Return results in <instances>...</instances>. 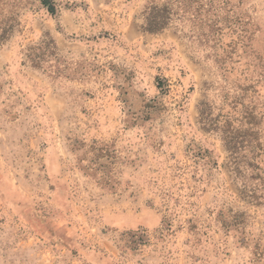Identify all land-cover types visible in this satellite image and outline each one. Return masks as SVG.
Segmentation results:
<instances>
[{
  "label": "rangeland",
  "instance_id": "374dc122",
  "mask_svg": "<svg viewBox=\"0 0 264 264\" xmlns=\"http://www.w3.org/2000/svg\"><path fill=\"white\" fill-rule=\"evenodd\" d=\"M0 264H264V0H0Z\"/></svg>",
  "mask_w": 264,
  "mask_h": 264
},
{
  "label": "trees",
  "instance_id": "16d2710c",
  "mask_svg": "<svg viewBox=\"0 0 264 264\" xmlns=\"http://www.w3.org/2000/svg\"><path fill=\"white\" fill-rule=\"evenodd\" d=\"M43 3L45 4V2H43ZM45 5L49 9V6H48L49 4H45ZM149 16H150V14L148 15L147 18H145V23L147 25L145 31L151 32V33H155L156 31L161 30V29L164 28L165 23H158V22H156V18L155 17H153V16L149 17ZM229 149L231 150V148H228V150Z\"/></svg>",
  "mask_w": 264,
  "mask_h": 264
}]
</instances>
